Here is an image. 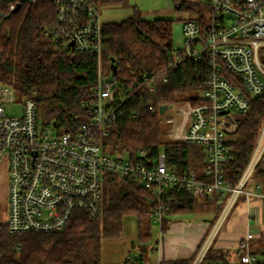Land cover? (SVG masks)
Segmentation results:
<instances>
[{"label": "built area", "instance_id": "1", "mask_svg": "<svg viewBox=\"0 0 264 264\" xmlns=\"http://www.w3.org/2000/svg\"><path fill=\"white\" fill-rule=\"evenodd\" d=\"M52 1L57 5V21L46 33L52 35L59 50L95 53L97 78L91 97L81 102L85 118L76 128L41 124L36 100L0 81V158L7 159L9 169L8 231H61L79 210L91 220L100 219L107 174H126L144 182L150 193L153 220L161 228L171 208V189L196 197L214 196L220 211L194 257L192 264H199L240 197L247 202L259 198L264 203L261 185L247 188L257 168L261 167L264 174V117L241 174L232 182L227 173L235 159L240 116L254 98L264 96V0H206L209 10L205 19L189 17L181 21V39L174 42L170 67L203 58L207 63L202 94L187 108L186 126L177 139L201 145L204 162L201 170L183 173L168 166L164 152L153 158L141 149L139 159H133L111 155L104 149L103 138L123 116L122 104L134 90L130 88L118 100L114 80L103 68V21L95 2ZM19 2L0 0V22ZM166 71L147 78L149 91H155L159 81L167 80ZM10 103L21 104L19 115L7 112ZM178 104L173 103L171 108ZM169 111L161 115L171 126L167 133L173 135L178 119ZM254 238L249 231L240 242L244 264L257 260L251 247Z\"/></svg>", "mask_w": 264, "mask_h": 264}, {"label": "trees", "instance_id": "2", "mask_svg": "<svg viewBox=\"0 0 264 264\" xmlns=\"http://www.w3.org/2000/svg\"><path fill=\"white\" fill-rule=\"evenodd\" d=\"M101 6L117 5L121 0H92ZM21 6L0 22V81L10 84L20 95L34 98L42 114L50 116L59 126L76 128L85 118L81 106L91 97L97 78L98 59L95 53L78 54L55 47L47 28L57 21V5L52 0L32 3L20 0ZM207 6L197 17L206 18L209 4L206 0H177V8ZM175 19L142 18L135 11L119 22H103L102 64L114 80L118 100L130 88L133 95L122 104L123 116L110 127L103 138L104 149L114 156L139 159L144 149L153 158L162 152L166 163L179 173L201 170L203 147L178 140L163 141L160 105L177 103L184 99L179 93L189 85L202 86L207 63L205 58L187 60L170 67L174 54L173 24ZM115 59L116 70L111 68ZM167 70V71H166ZM166 71L167 80L159 81L156 90L149 91L147 78ZM191 104L197 97H189ZM264 117V96L254 98L246 113L240 116L239 138L235 141V159L228 167V177L234 182L241 174L254 149L261 120ZM150 193L134 177L123 178L109 172L103 186L100 219L91 220L84 211H76L67 227L52 233H10L5 221H0V264H102V240L121 235L123 218L134 214L141 241L152 237L153 217L149 203ZM170 213L194 208L196 197L186 191L171 189ZM165 219L162 230L167 229ZM254 264H264V232L251 241ZM197 252V251H196ZM227 251L213 244L199 264H232ZM196 255V253H195ZM191 259L160 264H192ZM145 263L139 254L118 263Z\"/></svg>", "mask_w": 264, "mask_h": 264}, {"label": "crops", "instance_id": "3", "mask_svg": "<svg viewBox=\"0 0 264 264\" xmlns=\"http://www.w3.org/2000/svg\"><path fill=\"white\" fill-rule=\"evenodd\" d=\"M124 1L121 0L122 3ZM219 211L220 208L214 196L196 197L192 210L169 212L166 217L168 223L165 232L161 227L159 232L152 230V237L145 241H141L138 237L137 222L136 235L131 237L130 243H127L126 254L122 261L134 257L128 248L129 244L136 249L137 256L142 255L145 263L160 264L191 259L211 231ZM249 231L255 234L256 239L264 232V203L259 198H253L247 202L240 197L217 231L213 247L227 251V259L232 264H244L241 262L243 251L240 242Z\"/></svg>", "mask_w": 264, "mask_h": 264}, {"label": "rangeland", "instance_id": "4", "mask_svg": "<svg viewBox=\"0 0 264 264\" xmlns=\"http://www.w3.org/2000/svg\"><path fill=\"white\" fill-rule=\"evenodd\" d=\"M177 0H125L123 3L117 5L101 6V19L103 22H119L132 16L135 11H138L142 18L153 20L156 18H172L175 19V25L173 28V39L175 43H179L181 39V21L189 17H197L199 9L201 13H204L207 6L194 5V7H184L182 9L177 8ZM175 29V34H174ZM202 86H196L194 84L189 85L188 89L184 92H180V98L183 100L178 101L177 108H169V112L174 113L177 116L178 122L174 126L173 135H169L168 129L171 127L167 125L162 117V125L164 133L162 134L163 141H176L178 135L181 133V128L186 126L187 108L191 106V102L187 100L189 97H197L202 94ZM7 112L10 115H19L21 112V104L10 103L7 107ZM53 119L46 115L40 114L39 121L41 124L51 122ZM64 128L63 126H60ZM257 185H261V190H264V174L261 172V167L257 168L250 176L247 183V188L255 189ZM9 169L8 161L5 157L0 158V221L6 220L8 211V199H9ZM137 220L134 214H127L123 218V230L120 236L113 238H104L102 240V264H111L122 262L125 256V249L127 243H130L131 237L136 235ZM153 231H160V224L156 221L153 222ZM129 250L132 255H136V249L130 247ZM259 258H263L260 256Z\"/></svg>", "mask_w": 264, "mask_h": 264}, {"label": "water", "instance_id": "5", "mask_svg": "<svg viewBox=\"0 0 264 264\" xmlns=\"http://www.w3.org/2000/svg\"><path fill=\"white\" fill-rule=\"evenodd\" d=\"M20 6H21V3L20 2L17 3L14 11H17L20 8ZM111 68L114 71L116 70L115 59L113 57L111 58ZM172 106H173V103L160 105L159 113L160 114H163L168 108H171ZM52 123H53V125H56L57 124L56 121H53ZM123 178H128V176L126 174H123ZM141 186H144V182L141 183ZM135 258L137 259L138 256L135 255Z\"/></svg>", "mask_w": 264, "mask_h": 264}, {"label": "bare ground", "instance_id": "6", "mask_svg": "<svg viewBox=\"0 0 264 264\" xmlns=\"http://www.w3.org/2000/svg\"><path fill=\"white\" fill-rule=\"evenodd\" d=\"M5 19V18H4Z\"/></svg>", "mask_w": 264, "mask_h": 264}]
</instances>
